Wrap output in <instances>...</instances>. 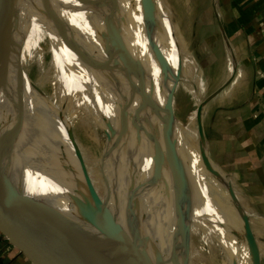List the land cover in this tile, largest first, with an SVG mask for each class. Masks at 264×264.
<instances>
[{"label": "bare ground", "instance_id": "bare-ground-1", "mask_svg": "<svg viewBox=\"0 0 264 264\" xmlns=\"http://www.w3.org/2000/svg\"><path fill=\"white\" fill-rule=\"evenodd\" d=\"M30 1L0 0V43L13 54L16 46L13 38L20 30L26 32L28 29L26 22L21 25L17 20L14 3L28 4ZM41 1L43 20L52 42L51 81L65 98L78 105L79 110L90 116L107 134L100 166L106 175L105 214L120 221L124 219L119 206L121 196H125L122 182L124 178H129L130 173H134L128 187L139 188L136 195L138 216L134 222L116 231L124 248L133 240L150 238L157 240L158 245L148 246L146 249V264H197L192 260V252L199 254L200 250H191L194 234L201 245L218 250L220 264H250V255L241 231L240 209L232 202L235 210L233 220L215 198L213 193L216 190L222 195L226 191L219 184L214 167L212 171L217 178L214 175L212 177L211 162L209 164L205 150L196 151L194 140L183 131L175 117L169 123V128L176 140L178 152L187 163L184 195L188 201L183 228L169 238L174 215L185 210L186 200L183 201L178 194L175 196L172 170L168 166L173 147L161 136L163 124L167 120V98L165 97V101L156 85L147 56L151 0H109L107 11L109 9L118 13L120 20V32L116 29L118 57L114 62L111 60L101 74L92 70L89 63L104 62L110 57V53L105 48V43L98 39V31L104 28V22L96 17L92 9L93 0ZM107 11L105 17L111 23V14L108 16ZM114 24L116 27L115 21ZM83 55L86 61L83 60ZM123 97L131 100L121 103ZM140 98L146 103L144 109L139 103ZM30 101L26 98L29 117ZM2 110L11 114L10 124H13L14 108L10 98L3 94L0 95V120L5 114ZM52 110L49 115L42 109L50 124L59 132V140L65 144L71 118L62 116L63 119L59 120L53 116ZM142 116L145 117L146 131L154 134L155 151L152 162L149 147L140 139L137 128L138 118H143ZM25 130L26 128L22 137L25 136ZM19 142L0 145V162L8 168L0 164V188L9 193L13 187L23 183L24 188L17 202L25 194L33 196L43 248L56 264H83V252L71 236V223L74 220L67 208L62 214L60 203L54 199L51 191L55 188L59 192L58 189L43 185V179L47 180L49 175L27 165L28 159L23 156ZM198 147L201 149L200 145ZM55 151L49 143L42 147L40 154L46 157L45 170L51 169L55 162H60ZM5 156L12 157L13 160L5 161ZM48 181L53 185L51 179ZM65 190L66 188H62L63 192ZM63 201L66 206V199ZM126 207L122 204L121 208L128 218L132 214V206L129 203ZM0 210L3 211L0 216L17 229L13 218L7 217L6 211H9L3 203H0ZM208 238L213 243L210 244ZM142 248L141 245L137 246L136 252H140ZM129 264L134 263L129 260Z\"/></svg>", "mask_w": 264, "mask_h": 264}, {"label": "rangeland", "instance_id": "rangeland-1", "mask_svg": "<svg viewBox=\"0 0 264 264\" xmlns=\"http://www.w3.org/2000/svg\"><path fill=\"white\" fill-rule=\"evenodd\" d=\"M41 5V0H31L28 4L14 3L17 20L20 21L21 25L26 22L28 27L26 32L20 30L14 38L12 36L16 44L14 55L18 59L21 70L33 86L34 97L40 108L49 115L51 110L54 109V111L52 110L53 116L59 120L70 116L69 133L65 136L66 150L85 177L95 201L100 206L103 205V212L105 213L106 175L101 171L100 166L107 134L101 126L91 120L90 116L82 110L80 111L78 105L65 98L59 88L52 83L53 74L50 56L52 42L43 20ZM215 5L217 6L216 1ZM150 10L147 56L152 65L156 85L166 101L167 94L174 82L172 93L173 114L181 128L194 140L197 145V147L194 145L196 151L205 150L206 156L213 164V166L210 165L211 171L214 167L222 185L227 186V188L230 187L235 196L237 193L247 195L244 190L238 189V192H236V188H239V186L235 180L237 177L234 171H225L223 166L213 157L217 152L218 145L215 146V143L210 141L212 130L219 125L218 122L222 115L234 109L232 106L236 105L235 102L238 101V96L234 93V87H232L233 89H227L232 86V83L222 88L225 89L221 95L222 98L221 96H215V90L228 77L227 58L228 53L232 50L231 48L228 49V46L231 45H224L221 42L215 17L210 12L209 0H151ZM109 13L111 14V22L115 21L117 24L116 29L120 32L118 13L108 9V16ZM235 56L236 54L234 58ZM164 57L170 64L169 70L164 68ZM235 66H237L236 61ZM150 79L154 83L152 77ZM199 105L202 106L200 118L203 136L199 133L197 118ZM214 111L217 113L214 119L215 122L211 118ZM2 113L4 114L5 111L2 110ZM2 120H9L7 111L2 116ZM8 123L10 124V120ZM68 145H71V147ZM199 145L201 149H199ZM5 159V161L13 160L12 157L6 156ZM1 165L6 168L3 164ZM213 175L216 177L214 171H212V177ZM52 194L54 199L60 203V210L64 214L68 206H65L62 197H58L60 195H55L53 192ZM213 195L229 214L231 209L223 200L220 191L216 190ZM122 196L119 200V206L124 219H126L127 213L121 207L122 204L126 207L129 203L126 197L122 198ZM236 199L235 201L240 204L237 197ZM245 203V207L240 206L244 211V218L255 236L260 252V264H264V218L250 213L251 209L253 211L256 209L252 206L253 203L250 198L245 199ZM257 209L261 211L259 208ZM261 209L264 211V207ZM126 210H128V207H126ZM0 214H3L2 210H0ZM6 214L7 217H11L7 211ZM69 215L76 224L75 216L70 213ZM4 221L9 224L6 220ZM13 228L15 227L13 226ZM73 230L76 229L72 226V233ZM192 235L194 237H192L191 250L194 251L198 248L200 250L199 254L192 252V260L196 261L197 264H220L218 250L215 247L206 248V245L200 244L197 235ZM208 242L211 244L213 240L208 238Z\"/></svg>", "mask_w": 264, "mask_h": 264}, {"label": "water", "instance_id": "water-1", "mask_svg": "<svg viewBox=\"0 0 264 264\" xmlns=\"http://www.w3.org/2000/svg\"><path fill=\"white\" fill-rule=\"evenodd\" d=\"M109 0H93L92 8L96 13V17L104 22V28L98 31V39L105 43V48L109 49L110 57L104 61H96L89 63L92 70L97 73H102L107 64L116 61L118 57V42L117 30L114 22L110 23L105 17L108 8ZM158 3V1H157ZM70 39H73L70 38ZM73 42V40H72ZM80 49L79 46H75ZM83 60L85 56L83 55ZM164 68L169 70L170 64L164 57ZM174 84V82H173ZM173 84L167 94V120L163 124L161 136L168 140L173 147V152L170 155L168 166L172 170L174 192L175 196L184 201L186 200L185 182L187 173V163L184 157L178 152L176 140L172 137L169 123L174 119L172 93ZM3 94L10 98L12 107L15 112V121L9 124L11 114L8 113L9 120H0V145L6 146L15 144L20 141L22 154L26 157L27 165L38 172H44L49 175L44 180L43 185L46 187L54 186L58 189L52 188L55 195H60L66 199V206L68 212L75 216L76 224L72 226L76 229L71 233L78 246L83 252V264H129L132 260L134 264H146L144 253L148 246H157V240L150 238H140L133 240L126 248L122 245L116 236V231L124 226L134 222L138 216V195L139 188H129V180L134 175L130 173L129 178L123 179L122 185L127 201L132 206V214L121 221L113 218L103 211V205L100 206L92 196L85 177L81 171L74 164L71 156L66 150L65 144L59 140V132L50 124V121L40 108L38 102L34 98L33 86L28 77L21 70L17 57L5 48L0 43V95ZM26 98L30 101V117L27 112ZM130 99L121 98V103H126ZM142 109L145 108V101L143 98L139 99ZM202 106L199 105L197 109V118L199 125V133L203 136V128L201 123ZM138 118L137 128L141 136L142 142H145L150 150L151 162L154 159L155 139L154 134L146 131L145 117ZM143 120V121H142ZM25 130V136L23 132ZM57 138V139H56ZM49 143L52 145L55 153L60 158V162H55L51 169H44L46 157L41 153L42 147ZM56 146V148H55ZM40 151V152H39ZM205 152V151H204ZM206 156V153H205ZM43 157V158H42ZM210 162L208 156H206ZM134 170H132L133 172ZM38 180L37 178H35ZM53 182V185L48 181ZM24 186L20 183L19 186L13 187L8 193L0 188V203L5 204L11 217L17 225V229L7 224L0 216V231L7 235L9 239L21 244L24 250L31 256L33 264H56L52 257L43 248L39 233L38 220L34 211V198L31 195H24L18 201V197L22 192ZM66 188V192L62 191ZM226 189L231 196L232 202H236V196L233 190L229 187ZM187 201L185 210L174 215V223L169 232V238L174 237L182 228L186 221ZM240 209L241 231L244 241L247 245L250 255V264H260L259 248L249 225L244 218V211L238 202L234 203ZM141 245L143 250L136 252V247ZM145 248V249H144Z\"/></svg>", "mask_w": 264, "mask_h": 264}, {"label": "crops", "instance_id": "crops-1", "mask_svg": "<svg viewBox=\"0 0 264 264\" xmlns=\"http://www.w3.org/2000/svg\"><path fill=\"white\" fill-rule=\"evenodd\" d=\"M209 4L221 42L231 45L228 49L236 54L234 58L228 53V77L215 96L220 97L229 83L232 86L227 89L234 87L238 96L232 113L222 115L212 130L210 141L218 145L213 157L225 171H234L236 192H247L236 194L240 205L245 207V199L250 198L256 208L250 213L264 218V0H209ZM216 115L214 111L213 122ZM217 180L226 191L221 195L234 220L231 196ZM0 264H33V260L21 244L0 231Z\"/></svg>", "mask_w": 264, "mask_h": 264}]
</instances>
